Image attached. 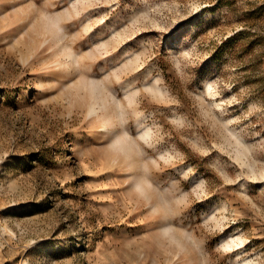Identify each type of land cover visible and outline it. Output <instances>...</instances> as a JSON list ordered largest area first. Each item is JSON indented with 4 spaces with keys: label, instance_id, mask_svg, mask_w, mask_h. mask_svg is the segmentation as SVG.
<instances>
[{
    "label": "rangeland",
    "instance_id": "374dc122",
    "mask_svg": "<svg viewBox=\"0 0 264 264\" xmlns=\"http://www.w3.org/2000/svg\"><path fill=\"white\" fill-rule=\"evenodd\" d=\"M262 177L264 0H0V264H264Z\"/></svg>",
    "mask_w": 264,
    "mask_h": 264
},
{
    "label": "bare ground",
    "instance_id": "6f19581e",
    "mask_svg": "<svg viewBox=\"0 0 264 264\" xmlns=\"http://www.w3.org/2000/svg\"><path fill=\"white\" fill-rule=\"evenodd\" d=\"M91 112L92 113L95 112V107L94 106L91 107Z\"/></svg>",
    "mask_w": 264,
    "mask_h": 264
},
{
    "label": "snow or ice",
    "instance_id": "6c2138e0",
    "mask_svg": "<svg viewBox=\"0 0 264 264\" xmlns=\"http://www.w3.org/2000/svg\"><path fill=\"white\" fill-rule=\"evenodd\" d=\"M262 179H264V177H262Z\"/></svg>",
    "mask_w": 264,
    "mask_h": 264
}]
</instances>
